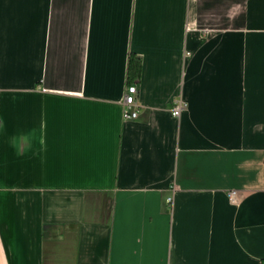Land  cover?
<instances>
[{
  "label": "crops",
  "instance_id": "1",
  "mask_svg": "<svg viewBox=\"0 0 264 264\" xmlns=\"http://www.w3.org/2000/svg\"><path fill=\"white\" fill-rule=\"evenodd\" d=\"M0 264H264V0H0Z\"/></svg>",
  "mask_w": 264,
  "mask_h": 264
},
{
  "label": "built area",
  "instance_id": "2",
  "mask_svg": "<svg viewBox=\"0 0 264 264\" xmlns=\"http://www.w3.org/2000/svg\"><path fill=\"white\" fill-rule=\"evenodd\" d=\"M189 55V53H187ZM136 86L134 84H131L127 87L124 98L122 100V118L123 120H133L137 117L138 111L137 107L138 105L136 104L135 101V95H136ZM186 108V105L180 100H174L171 110H170V115L173 118L178 119L181 112ZM228 198L230 202L236 203L237 202V192L236 191H230L228 193ZM166 204H170L172 201V197L169 196L165 199Z\"/></svg>",
  "mask_w": 264,
  "mask_h": 264
},
{
  "label": "trees",
  "instance_id": "3",
  "mask_svg": "<svg viewBox=\"0 0 264 264\" xmlns=\"http://www.w3.org/2000/svg\"><path fill=\"white\" fill-rule=\"evenodd\" d=\"M130 68L132 69V71H133L134 73H136V72H137V69H138V64H137V62L134 61L133 63H131Z\"/></svg>",
  "mask_w": 264,
  "mask_h": 264
}]
</instances>
